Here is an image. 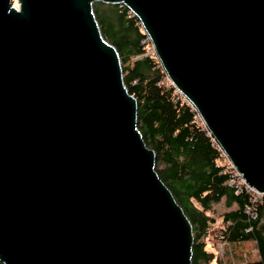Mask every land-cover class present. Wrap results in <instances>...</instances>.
Instances as JSON below:
<instances>
[{"label":"water","instance_id":"water-1","mask_svg":"<svg viewBox=\"0 0 264 264\" xmlns=\"http://www.w3.org/2000/svg\"><path fill=\"white\" fill-rule=\"evenodd\" d=\"M94 2L139 20L176 90L264 193V0H0V262L191 264Z\"/></svg>","mask_w":264,"mask_h":264},{"label":"trees","instance_id":"trees-1","mask_svg":"<svg viewBox=\"0 0 264 264\" xmlns=\"http://www.w3.org/2000/svg\"><path fill=\"white\" fill-rule=\"evenodd\" d=\"M93 6L102 36L116 48L121 64H127L123 82L137 101L136 126L155 153V171L191 224V264H217V255L205 249L201 238L212 234L214 221L207 212L222 200L231 210L221 215L218 239L229 245L253 241L258 259L241 264H264V196L243 185L238 192L229 184L227 157L194 107L170 83L155 54L146 55L151 43L138 18L123 4Z\"/></svg>","mask_w":264,"mask_h":264},{"label":"rangeland","instance_id":"rangeland-1","mask_svg":"<svg viewBox=\"0 0 264 264\" xmlns=\"http://www.w3.org/2000/svg\"><path fill=\"white\" fill-rule=\"evenodd\" d=\"M13 4L17 5V0H13ZM98 7H101V5H99ZM154 54L155 53L152 45H148L146 47V55L152 56ZM139 57L137 56L131 58L129 63L134 60H137ZM126 66L127 64H121L122 75H124V73L126 72ZM229 210H231V208H226L224 206V201L222 200L219 203L215 204L211 211L207 212V215L214 221V223H212V234L206 236L205 238H201V240H203V242L205 243V249L209 252H215V254L219 255L221 250L223 249L225 254L223 258H219V256L217 255V264H241L245 262L256 261L258 259V253L255 247V243L253 241L236 242L232 243L231 245L216 241L219 240L218 233H216V230L219 228L218 224L219 220L221 219V215H223L225 211Z\"/></svg>","mask_w":264,"mask_h":264},{"label":"built area","instance_id":"built-area-1","mask_svg":"<svg viewBox=\"0 0 264 264\" xmlns=\"http://www.w3.org/2000/svg\"><path fill=\"white\" fill-rule=\"evenodd\" d=\"M227 164H228L227 168L232 171V178H231L232 180L229 182V184L235 185V188H237L238 192H240L242 190L241 185H243L247 189V191L253 192L257 197L264 196V193H259V192L255 191L254 189H252L251 187H249L245 183L242 175L235 170V168L233 167V165L230 163V161L228 159H227ZM247 213L250 214L251 216H254L253 215L254 213L251 210H247ZM218 225H219V227L221 226L220 222ZM216 241L217 242H223L224 244H227L225 241H222L220 239L216 240ZM224 254H225V252L222 249L220 252V255L219 254H216V255H218L219 258H223Z\"/></svg>","mask_w":264,"mask_h":264}]
</instances>
